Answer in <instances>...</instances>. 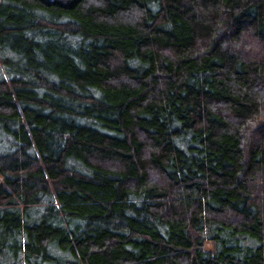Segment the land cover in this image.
I'll list each match as a JSON object with an SVG mask.
<instances>
[{"label":"trees","instance_id":"obj_1","mask_svg":"<svg viewBox=\"0 0 264 264\" xmlns=\"http://www.w3.org/2000/svg\"><path fill=\"white\" fill-rule=\"evenodd\" d=\"M0 264H264V0H0Z\"/></svg>","mask_w":264,"mask_h":264},{"label":"rangeland","instance_id":"obj_2","mask_svg":"<svg viewBox=\"0 0 264 264\" xmlns=\"http://www.w3.org/2000/svg\"><path fill=\"white\" fill-rule=\"evenodd\" d=\"M208 248L210 247V244H207Z\"/></svg>","mask_w":264,"mask_h":264}]
</instances>
